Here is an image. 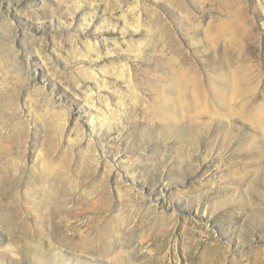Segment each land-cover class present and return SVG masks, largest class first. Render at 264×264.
Wrapping results in <instances>:
<instances>
[{
	"label": "rangeland",
	"instance_id": "obj_1",
	"mask_svg": "<svg viewBox=\"0 0 264 264\" xmlns=\"http://www.w3.org/2000/svg\"><path fill=\"white\" fill-rule=\"evenodd\" d=\"M0 264H264V0H0Z\"/></svg>",
	"mask_w": 264,
	"mask_h": 264
},
{
	"label": "bare ground",
	"instance_id": "obj_2",
	"mask_svg": "<svg viewBox=\"0 0 264 264\" xmlns=\"http://www.w3.org/2000/svg\"><path fill=\"white\" fill-rule=\"evenodd\" d=\"M52 213L54 212L52 211ZM56 213H58V211H56L55 214ZM100 232L101 231L96 232L95 234H93V236L81 235L79 238H77V241H73L71 245H73L74 249L80 252L91 251L104 254L107 252L109 244L107 243L104 235L102 236V233L100 234Z\"/></svg>",
	"mask_w": 264,
	"mask_h": 264
}]
</instances>
